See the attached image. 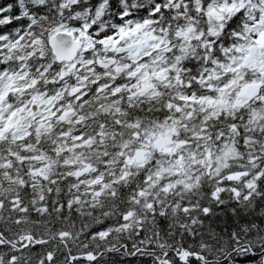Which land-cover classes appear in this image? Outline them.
<instances>
[{"label": "snow or ice", "instance_id": "1", "mask_svg": "<svg viewBox=\"0 0 264 264\" xmlns=\"http://www.w3.org/2000/svg\"><path fill=\"white\" fill-rule=\"evenodd\" d=\"M0 264H264V0H0Z\"/></svg>", "mask_w": 264, "mask_h": 264}]
</instances>
